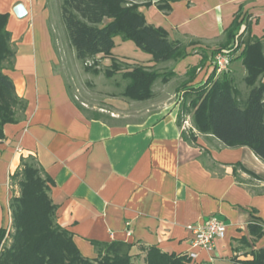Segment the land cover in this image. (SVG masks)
Wrapping results in <instances>:
<instances>
[{
	"label": "crops",
	"instance_id": "1",
	"mask_svg": "<svg viewBox=\"0 0 264 264\" xmlns=\"http://www.w3.org/2000/svg\"><path fill=\"white\" fill-rule=\"evenodd\" d=\"M54 1L60 19V0ZM17 2L27 9L23 18L13 12ZM170 6L167 13L155 4L139 10L170 38L200 42L187 47L192 54L167 63L176 74L168 82L155 81L149 99L111 93L113 106L133 105L134 110L108 111L77 102L55 70L59 61L49 32L50 0H0V12L9 14L7 29L15 48L13 69L3 71L27 101L24 117L4 124L0 138L1 226L10 227L9 199L18 190L9 177L20 158L31 155L50 178L56 221L71 231L85 257L97 256L93 240L130 242L131 254L139 259L142 248L151 245L168 253L194 251L193 264H237L233 256L250 258L248 251L264 246V236L251 242L247 229L252 221L264 225V162L247 146H226L197 132L189 123L190 112L174 99L185 71L201 58L196 49L216 46L240 6L249 15L251 35L264 36V0H173ZM114 41L117 56L153 65L151 55L133 42L119 36ZM210 69L204 66L192 83L204 80ZM228 70L237 83L243 81L239 59ZM238 87L247 91L244 82ZM190 128L195 141L181 134ZM237 162L257 176L239 167L235 175ZM210 216L224 222L226 234L207 251L193 246L186 226Z\"/></svg>",
	"mask_w": 264,
	"mask_h": 264
},
{
	"label": "trees",
	"instance_id": "2",
	"mask_svg": "<svg viewBox=\"0 0 264 264\" xmlns=\"http://www.w3.org/2000/svg\"><path fill=\"white\" fill-rule=\"evenodd\" d=\"M171 1L60 0V20L85 71L103 73L106 78L120 74L126 82L118 95L128 100H146L153 95L155 81L165 83L176 74L170 67L159 70L157 65L181 60L192 54L188 46L200 42L170 38L164 27L147 23L139 10V6L155 4L167 13ZM8 16L7 12H0V138L4 137V124L20 121L27 106V101L16 93L12 78L3 71L13 69L15 60ZM250 25L249 15L240 6L215 48L196 49L201 58L187 68L177 90L182 91V105L190 112L197 132L211 134L226 146H247L264 162V36L251 35ZM116 36L150 54L153 65L135 61L131 64L114 56ZM224 50L228 51L230 62L239 59L245 69L244 93L227 70L216 74L213 68L204 80L192 83L215 54ZM102 57H109L110 64L102 66ZM178 116L180 124L182 117ZM181 134L188 141L196 139L192 128ZM237 167L257 176L239 162L234 164L235 175ZM9 178L18 190L9 199V229L0 225V264H193L188 253H168L153 245L142 248V259L135 258L131 254L132 243L121 240H93L97 256L85 257L71 231L56 221L57 207L48 192L50 178L36 158L21 157ZM247 229L251 242L264 236L261 223L252 221ZM241 240L248 244L246 238ZM248 252L250 258L233 256L231 260L237 264H264V246Z\"/></svg>",
	"mask_w": 264,
	"mask_h": 264
},
{
	"label": "rangeland",
	"instance_id": "3",
	"mask_svg": "<svg viewBox=\"0 0 264 264\" xmlns=\"http://www.w3.org/2000/svg\"><path fill=\"white\" fill-rule=\"evenodd\" d=\"M55 3L56 1L50 0L51 15L49 18V32L53 38V45L55 46L57 58L59 61L58 64L55 66V70L59 71L63 76V78L65 79L66 84H68L69 86L68 88L69 92L72 93L73 98L80 104L85 103L90 108L100 107L108 111L112 109L119 111L134 110L133 105L127 107L126 105L122 104L123 106L117 105L115 107L108 102L110 96H113L111 93H115V94L120 93L126 82L124 79L120 77V74H116L112 78H106L103 75V73H99L95 75L83 69V65L76 59L74 51L68 43L66 37V30L61 20L59 19L57 6L55 5ZM213 48H215V46ZM113 55L118 57L120 60L126 61L127 63L133 64L134 61L138 62L137 60L133 61V59H131L130 57L121 58L120 56H117L114 53ZM97 57L99 58L101 57V55H97ZM108 58L109 57L100 58L101 61L100 63L102 66L110 64V61L107 60ZM167 63L168 62L159 64L158 69L162 70L164 68H169V64ZM228 68L226 70L230 74V70H228ZM237 84L243 86V81L238 80ZM182 97H183L182 91H177L174 95V99L176 103L182 102ZM186 121L187 119L185 120L184 123H186ZM189 123L191 124L190 119H189ZM188 124L186 126H188Z\"/></svg>",
	"mask_w": 264,
	"mask_h": 264
},
{
	"label": "built area",
	"instance_id": "4",
	"mask_svg": "<svg viewBox=\"0 0 264 264\" xmlns=\"http://www.w3.org/2000/svg\"><path fill=\"white\" fill-rule=\"evenodd\" d=\"M230 63L228 51L217 52L211 61L212 69L215 68L216 74L226 70ZM192 232V244L204 250H212L217 240L225 237L226 225L216 216L208 217L204 222L190 223L186 226ZM129 233V230L127 231ZM190 258H196L197 253L191 251L188 253Z\"/></svg>",
	"mask_w": 264,
	"mask_h": 264
},
{
	"label": "water",
	"instance_id": "5",
	"mask_svg": "<svg viewBox=\"0 0 264 264\" xmlns=\"http://www.w3.org/2000/svg\"><path fill=\"white\" fill-rule=\"evenodd\" d=\"M13 12L18 18H23L27 14V9L22 2H17L13 6Z\"/></svg>",
	"mask_w": 264,
	"mask_h": 264
}]
</instances>
